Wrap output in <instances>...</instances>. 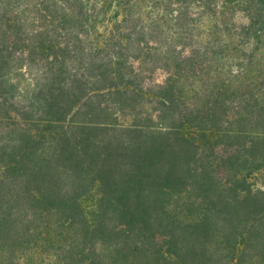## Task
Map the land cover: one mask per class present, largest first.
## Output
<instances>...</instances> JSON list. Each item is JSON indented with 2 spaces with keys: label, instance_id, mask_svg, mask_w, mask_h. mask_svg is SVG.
<instances>
[{
  "label": "trees",
  "instance_id": "obj_1",
  "mask_svg": "<svg viewBox=\"0 0 264 264\" xmlns=\"http://www.w3.org/2000/svg\"><path fill=\"white\" fill-rule=\"evenodd\" d=\"M0 264H264V0H0Z\"/></svg>",
  "mask_w": 264,
  "mask_h": 264
},
{
  "label": "rangeland",
  "instance_id": "obj_2",
  "mask_svg": "<svg viewBox=\"0 0 264 264\" xmlns=\"http://www.w3.org/2000/svg\"><path fill=\"white\" fill-rule=\"evenodd\" d=\"M164 77H165V72L162 71V70H160V69L154 71V72L152 73V75L150 76V78L153 79V81H156V82H159V83H161V82L164 80ZM20 78H21V77H20ZM20 78L17 79L16 82L19 81ZM10 79H11V78H10ZM16 85H17V84H16ZM22 85H23V80H22V78H21V82H20V84L17 86V89H20V91H21V87H22ZM16 94H17V93H15V95H16ZM17 95H18V94H17ZM97 197H98V192H97V190H95V189L92 190V191L89 193V195H87V197H86L88 204H92V203H94V202L97 200Z\"/></svg>",
  "mask_w": 264,
  "mask_h": 264
}]
</instances>
